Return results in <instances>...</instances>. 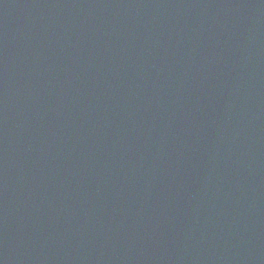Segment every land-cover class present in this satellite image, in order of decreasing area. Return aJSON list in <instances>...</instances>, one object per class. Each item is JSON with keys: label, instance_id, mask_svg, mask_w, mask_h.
<instances>
[{"label": "water", "instance_id": "1", "mask_svg": "<svg viewBox=\"0 0 264 264\" xmlns=\"http://www.w3.org/2000/svg\"><path fill=\"white\" fill-rule=\"evenodd\" d=\"M0 264H264V0H0Z\"/></svg>", "mask_w": 264, "mask_h": 264}]
</instances>
